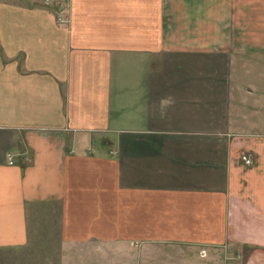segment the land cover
<instances>
[{
  "label": "crops",
  "instance_id": "0c3cea01",
  "mask_svg": "<svg viewBox=\"0 0 264 264\" xmlns=\"http://www.w3.org/2000/svg\"><path fill=\"white\" fill-rule=\"evenodd\" d=\"M65 2L0 0V249L57 204L72 264H264V0Z\"/></svg>",
  "mask_w": 264,
  "mask_h": 264
},
{
  "label": "rangeland",
  "instance_id": "374dc122",
  "mask_svg": "<svg viewBox=\"0 0 264 264\" xmlns=\"http://www.w3.org/2000/svg\"><path fill=\"white\" fill-rule=\"evenodd\" d=\"M52 1L56 7H61V10H64L67 0H44V3L47 6H52ZM243 60L241 68L249 73L248 75L245 74V79L249 77V80L246 82H243L244 79L237 81L243 82L244 89H251V92L255 93L257 97L260 91L259 82H264V80L258 79V72L264 71V59L251 54L246 57L243 56ZM237 62L235 70L240 75L242 72L239 62L241 61ZM256 102L257 100H255V107L252 108L254 111H258ZM29 228L30 239L26 246L0 249V264H72L69 263V260L75 258L78 261L81 260L82 247L69 248L62 242L59 232V206L57 204L39 205L29 209ZM231 257L233 258V252Z\"/></svg>",
  "mask_w": 264,
  "mask_h": 264
},
{
  "label": "built area",
  "instance_id": "2783aa9c",
  "mask_svg": "<svg viewBox=\"0 0 264 264\" xmlns=\"http://www.w3.org/2000/svg\"><path fill=\"white\" fill-rule=\"evenodd\" d=\"M50 1V0H49ZM245 159H243V161L247 164V165H250L251 163H252V161H251V158L249 157H244ZM11 164H12V162H11ZM203 255H205V253L203 252Z\"/></svg>",
  "mask_w": 264,
  "mask_h": 264
}]
</instances>
